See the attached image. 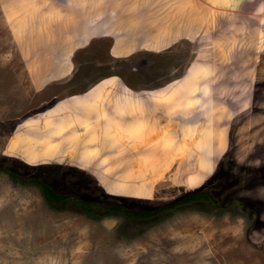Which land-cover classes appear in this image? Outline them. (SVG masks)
Instances as JSON below:
<instances>
[{
	"label": "rangeland",
	"instance_id": "374dc122",
	"mask_svg": "<svg viewBox=\"0 0 264 264\" xmlns=\"http://www.w3.org/2000/svg\"><path fill=\"white\" fill-rule=\"evenodd\" d=\"M0 161L218 199L0 169V264H264V0H0Z\"/></svg>",
	"mask_w": 264,
	"mask_h": 264
},
{
	"label": "trees",
	"instance_id": "16d2710c",
	"mask_svg": "<svg viewBox=\"0 0 264 264\" xmlns=\"http://www.w3.org/2000/svg\"><path fill=\"white\" fill-rule=\"evenodd\" d=\"M0 169L6 170L9 175L15 180H19L21 182H35L39 185L41 192L44 198L50 204H56L57 201L73 198L81 201V206L88 211L99 210L103 207L108 208L110 210H114L117 212H123L128 215L139 216V217H147L159 213L163 210H166L169 207H172L178 203L189 202L191 200H201L213 201L214 198L211 199V193L208 190H194L189 193L179 197L178 199L167 203L161 204L152 207L141 206L139 204H125L119 203L115 200H110L106 202H102L99 200L89 199L85 194H78L75 191V188L79 185V182H75V186L72 188H62L58 185H55L44 176L41 172L34 173H22L19 170L15 169L12 165L9 166L7 163H3L0 161ZM40 170V169H39ZM41 171V170H40ZM103 206V207H102Z\"/></svg>",
	"mask_w": 264,
	"mask_h": 264
},
{
	"label": "flooded vegetation",
	"instance_id": "af4514ba",
	"mask_svg": "<svg viewBox=\"0 0 264 264\" xmlns=\"http://www.w3.org/2000/svg\"><path fill=\"white\" fill-rule=\"evenodd\" d=\"M200 189H202V190H208L211 193V195H213V187H201V188H199L197 190H200ZM217 200H218L217 198H214L213 201H212V203H215Z\"/></svg>",
	"mask_w": 264,
	"mask_h": 264
},
{
	"label": "crops",
	"instance_id": "0c3cea01",
	"mask_svg": "<svg viewBox=\"0 0 264 264\" xmlns=\"http://www.w3.org/2000/svg\"><path fill=\"white\" fill-rule=\"evenodd\" d=\"M111 53H112V51H110ZM113 54V53H112ZM129 54V53H128ZM114 56H123V55H115V54H113ZM53 70V69H52ZM95 81V80H94ZM90 85V84H89Z\"/></svg>",
	"mask_w": 264,
	"mask_h": 264
}]
</instances>
